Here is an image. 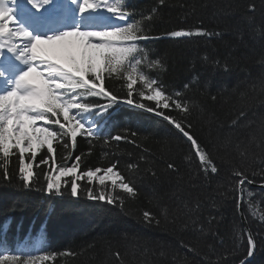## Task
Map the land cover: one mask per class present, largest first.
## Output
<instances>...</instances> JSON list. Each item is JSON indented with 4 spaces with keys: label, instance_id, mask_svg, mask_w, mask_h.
<instances>
[{
    "label": "trees",
    "instance_id": "16d2710c",
    "mask_svg": "<svg viewBox=\"0 0 264 264\" xmlns=\"http://www.w3.org/2000/svg\"><path fill=\"white\" fill-rule=\"evenodd\" d=\"M126 3L124 10L134 12L137 20L151 16L143 24L152 38L142 41L141 46L150 51L151 59L161 60L165 68L144 70L158 76L169 93L180 92L190 102L189 115L174 108L165 113L191 124L192 134L210 152L219 171L205 178L198 171V159H186L193 150L174 126L155 112L124 103L127 89L123 81L106 78L105 86L120 99L105 114L112 116L111 130L106 135L78 136L74 150L54 142V168L34 166L39 178L30 188L20 179L18 155L10 158L7 180L0 160L2 254L23 257L27 252L38 257L55 253V258L45 264H120L121 260L123 264H238L247 255V243L236 207L232 169L246 170L250 181L264 184V152L248 144L249 134L258 137L264 124V3ZM250 3L256 5L254 14L248 10ZM197 27L217 34L187 38L168 35ZM185 84L189 87L185 88ZM134 87L141 86L138 83ZM133 100L155 107L154 101L142 100L135 92ZM84 102L106 104L107 100L86 97ZM241 110L246 118L234 127L233 121ZM118 135L120 140L113 139ZM237 144L247 147L246 156L240 155ZM45 155L46 148L37 154V161ZM77 155L82 161L80 171L104 168L118 161L117 170L125 182L138 187V194L129 197L117 187L114 194L123 198L122 205L92 201L83 194L73 198L63 188L62 196L48 194L44 190L46 174L63 165L71 166ZM169 162L176 165L177 171L167 168ZM78 183L83 188L87 179ZM106 183L111 190L110 181ZM90 186L100 189L96 181ZM242 200L247 228L257 241L249 264H264V189L245 193ZM185 203L192 211L184 208ZM144 211L154 214L159 224L146 222ZM211 217L215 220L209 225ZM26 241L29 242L24 246ZM20 246L24 247L22 251Z\"/></svg>",
    "mask_w": 264,
    "mask_h": 264
},
{
    "label": "snow or ice",
    "instance_id": "6c2138e0",
    "mask_svg": "<svg viewBox=\"0 0 264 264\" xmlns=\"http://www.w3.org/2000/svg\"><path fill=\"white\" fill-rule=\"evenodd\" d=\"M160 2L163 4V0ZM127 7L126 0H26L23 4L21 0H0V81L4 85L0 89V160L5 180L9 178L10 158L18 155L20 179L30 188L39 178L34 166L54 168V142L66 150H74L78 136L99 134V121L89 117H103L120 102L118 94L105 86L106 78L123 81L122 86L127 89L124 103L155 112L174 126L193 150L186 159L191 162L193 157L197 158L198 171L205 178L218 173L210 152L192 134L191 124L165 113L164 110L174 108L189 115L190 102L180 92L169 93L158 76L153 77L144 70L165 68L161 60L151 59L150 51L141 46L142 41L152 38L143 24L144 20H151V16L137 20L134 12L124 10ZM248 10L254 14L255 3H250ZM194 34L211 37L217 33L197 27L194 31L178 29L168 35L187 38ZM225 70H228L226 66ZM138 83L139 89L134 87ZM133 92L142 100L154 101L155 107L134 102ZM86 97H102L107 103L84 102ZM241 118H246L243 110L233 121L234 127L239 126ZM249 135L248 144H255L264 152V124L260 126L258 137L253 133ZM113 139L120 140L121 136ZM45 148L47 155L37 161V154ZM236 148L241 156L247 155V147L237 144ZM81 163L77 155L71 166L63 165L47 173L44 190L52 196H62L63 188L73 198L83 194L89 200L109 205L123 204V198L114 194L117 187L129 197L138 194V187L131 181L125 182V177L117 170L118 161L86 171H80ZM167 168L177 171L172 162ZM232 176L239 209L245 187L251 181L246 170L240 168L232 169ZM85 178L87 185L82 188L78 182ZM94 181L98 182L99 190L90 186ZM106 181H110L111 190ZM184 208L192 211L187 203ZM195 208H199L198 203ZM142 215L146 222L159 224L151 212L144 211ZM214 220L215 217H211L207 223L211 225ZM41 241L42 238L37 240L36 246ZM246 243L247 255L240 264H249L254 254L257 241L251 232L246 235ZM55 256V253L38 257L27 252L23 257L0 254V264H45ZM115 256L119 258L120 253L116 252Z\"/></svg>",
    "mask_w": 264,
    "mask_h": 264
},
{
    "label": "bare ground",
    "instance_id": "6f19581e",
    "mask_svg": "<svg viewBox=\"0 0 264 264\" xmlns=\"http://www.w3.org/2000/svg\"><path fill=\"white\" fill-rule=\"evenodd\" d=\"M173 93H175V91ZM261 185H264V184H259V183H256V182L251 181V183H248L246 185V187H245V193H249L250 191L256 190V189H260V190L261 189H264V187H261ZM241 207H242V203H241ZM241 207H240V209H241ZM241 212H242V209H241ZM238 213H239V209H238ZM242 216H243V212H242Z\"/></svg>",
    "mask_w": 264,
    "mask_h": 264
},
{
    "label": "water",
    "instance_id": "95a60500",
    "mask_svg": "<svg viewBox=\"0 0 264 264\" xmlns=\"http://www.w3.org/2000/svg\"><path fill=\"white\" fill-rule=\"evenodd\" d=\"M239 216H240V218H241V221H242V227H243V229H244V232H245V234L247 235V233L249 232V230H248V228H247V224H246V222H245V219L243 218V216H242V212H241V209L239 208ZM251 258V257H250ZM249 258V259H250ZM238 264H240V263H238Z\"/></svg>",
    "mask_w": 264,
    "mask_h": 264
},
{
    "label": "rangeland",
    "instance_id": "374dc122",
    "mask_svg": "<svg viewBox=\"0 0 264 264\" xmlns=\"http://www.w3.org/2000/svg\"><path fill=\"white\" fill-rule=\"evenodd\" d=\"M113 178H115V177H113Z\"/></svg>",
    "mask_w": 264,
    "mask_h": 264
}]
</instances>
